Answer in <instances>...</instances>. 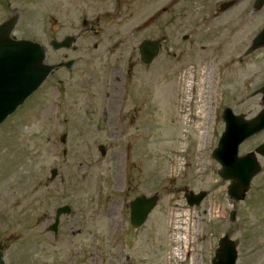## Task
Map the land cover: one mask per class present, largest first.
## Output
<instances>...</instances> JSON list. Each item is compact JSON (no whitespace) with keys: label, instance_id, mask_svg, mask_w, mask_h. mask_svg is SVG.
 Returning <instances> with one entry per match:
<instances>
[{"label":"rangeland","instance_id":"1","mask_svg":"<svg viewBox=\"0 0 264 264\" xmlns=\"http://www.w3.org/2000/svg\"><path fill=\"white\" fill-rule=\"evenodd\" d=\"M22 8L15 37L44 46L48 64H74L53 71L0 126L6 264H210L221 235L236 242V264H264V250L256 248L264 233V160L258 158L263 169L244 200L233 202L210 157L223 131V108L243 115L261 109L258 97H247L264 84V49L242 54L264 26V12L220 51V43L202 39L189 48L179 36L144 67L134 47L141 37L135 32L145 30L112 24L94 35L69 27L63 12L70 8L62 0H30ZM65 34L77 37L75 51H53L49 40ZM201 46L207 54L188 56ZM123 84L128 100L127 90L118 92ZM201 105L210 122L198 151ZM263 142L264 131L244 141L238 153ZM50 170L56 176L49 180ZM202 191L203 200L189 208L183 194ZM153 195L157 206L142 226L131 227L128 203ZM60 206L71 213L60 217L52 238L43 227ZM229 210L235 212L232 223ZM183 247L190 253L177 257Z\"/></svg>","mask_w":264,"mask_h":264},{"label":"water","instance_id":"2","mask_svg":"<svg viewBox=\"0 0 264 264\" xmlns=\"http://www.w3.org/2000/svg\"><path fill=\"white\" fill-rule=\"evenodd\" d=\"M264 4V0H256L255 7ZM16 18H11L0 25V123L11 115L23 101L31 95L47 78L50 72L60 65H46L45 51L40 45L30 41H14L10 38V33L16 24ZM71 39H64L60 43L52 41L50 43L54 50L69 48ZM264 47V28L250 42L244 56H247ZM140 62L149 65L159 53L158 42L142 41L138 47ZM70 63L64 64L69 68ZM259 92L263 96L264 87ZM250 113H248L249 115ZM222 121L223 132L218 140L216 148L211 153V157L220 166L217 175L230 184L227 186V195L235 201L242 200L247 191L252 178L261 171V166L256 160L254 153H248L238 157L239 145L264 130V108L254 118H246L244 115H234L228 108L223 110ZM65 136H61L63 143ZM256 152L264 158V144L259 146ZM55 172L51 171V177ZM206 196V192L194 195L186 192L184 198L189 206L198 205ZM158 202V196L150 198L138 197L130 204V224L139 227L144 223L149 213ZM68 208L58 209L52 230L55 231L58 217L61 214L69 213ZM230 220H234V213L230 214ZM236 248L235 244L228 240L226 236L218 239L217 248L211 264H235ZM0 264L1 255H0Z\"/></svg>","mask_w":264,"mask_h":264},{"label":"flooded vegetation","instance_id":"3","mask_svg":"<svg viewBox=\"0 0 264 264\" xmlns=\"http://www.w3.org/2000/svg\"><path fill=\"white\" fill-rule=\"evenodd\" d=\"M30 0H0V23L7 21L11 17H17V26L22 18V6L29 3ZM69 10L63 12V16L69 27L80 26L94 35L99 34V27L105 25H124L140 28L145 31H136L135 35L141 36L134 47L139 62L138 47L141 41L148 40L158 42L160 52L163 51L165 45L172 42L180 36L183 43L190 45L194 44L197 39H202L207 42H217L220 46L216 51H220L222 43L240 40V30L247 26L251 21L255 22L264 12V4L256 8L254 0H62ZM78 6H85L78 9L74 15V11ZM90 10H93L91 12ZM263 27V26H262ZM261 27V28H262ZM147 28V29H145ZM258 29L255 34L259 31ZM58 31V29H57ZM254 34V35H255ZM129 36H134V33H129ZM253 35V36H254ZM250 38V40L253 38ZM14 39H22L12 36ZM72 37L71 48L63 49L62 51H75L77 37L72 34H65L61 40ZM55 40V39H51ZM249 40V41H250ZM74 46V47H73ZM176 45L173 47L175 49ZM188 48V47H186ZM264 48L260 49L263 50ZM209 48L206 46L199 47L197 50L191 51L188 56L194 54H207ZM175 56V55H174ZM60 62V61H59ZM141 65V64H140ZM264 85V84H263ZM261 85V86H263ZM258 87L253 92V97H258L259 105L264 106L261 95L256 94ZM128 84H123L119 89L122 95L125 94ZM129 90V89H128ZM128 90L126 96L128 97ZM251 97H247L249 99ZM126 115L123 114V118ZM134 115H131L129 120H133ZM129 207V206H128ZM259 205H257V208ZM57 208V207H56ZM55 208V209H56ZM54 209V212H55ZM43 214H47L43 212ZM0 218L3 214L0 213ZM55 214L51 219V223L43 227V231L51 233L52 238L58 234V226L56 232L52 230ZM3 221L0 220V224ZM5 226V224H3ZM1 230V228H0ZM256 244V248L264 250V233ZM259 234V233H258ZM0 255L2 264H6V248L0 243Z\"/></svg>","mask_w":264,"mask_h":264},{"label":"bare ground","instance_id":"4","mask_svg":"<svg viewBox=\"0 0 264 264\" xmlns=\"http://www.w3.org/2000/svg\"><path fill=\"white\" fill-rule=\"evenodd\" d=\"M201 84H202V80L199 81V87H200ZM188 86H190V83H188ZM189 92H190V90L187 93H189ZM196 95H197V99L198 100L202 99L203 93L201 92L200 88H199L198 93ZM198 109H199V111H198L197 115L200 116V119H201V124H199L197 126V130H198V133H199V136L197 137V144H198V151H199V150L202 149V145L204 144V139L209 133L208 123L210 122V118H209V115L205 114V110H207V108L204 105L199 106ZM179 125L182 126V124H179ZM180 141H181V138L179 137L178 138V143ZM176 243H178V245H181L182 242L179 240V241H176ZM190 251H191V249L189 247H183L182 249L178 248V249H176V256L179 257L181 255L182 256L188 255L190 253ZM190 260L193 261V258L191 257Z\"/></svg>","mask_w":264,"mask_h":264}]
</instances>
